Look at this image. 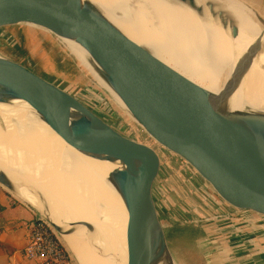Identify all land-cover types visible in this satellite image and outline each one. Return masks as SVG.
Returning <instances> with one entry per match:
<instances>
[{
	"label": "water",
	"instance_id": "water-1",
	"mask_svg": "<svg viewBox=\"0 0 264 264\" xmlns=\"http://www.w3.org/2000/svg\"><path fill=\"white\" fill-rule=\"evenodd\" d=\"M175 1L201 19L209 14L238 39L235 15L218 3ZM18 26L48 32L64 44L70 41L83 48L90 67L159 146L189 165L221 203L264 219V114L235 109L240 75L234 74L227 91L216 95L135 43L87 0H0V32ZM260 50L254 44L247 49L243 74ZM14 101L28 104L83 155L119 165L105 182L128 213L129 264H176L159 200V154L121 134L74 95L0 56V104ZM0 186L46 220L65 246L64 237L80 229L96 241L97 230L90 223H73L67 230L56 226L43 209L23 199L20 187L1 170ZM26 189L46 205L40 193Z\"/></svg>",
	"mask_w": 264,
	"mask_h": 264
},
{
	"label": "bare ground",
	"instance_id": "bare-ground-1",
	"mask_svg": "<svg viewBox=\"0 0 264 264\" xmlns=\"http://www.w3.org/2000/svg\"><path fill=\"white\" fill-rule=\"evenodd\" d=\"M131 40L199 86L223 95L234 74L242 77L234 95L235 109L264 114V28L238 0H210L235 15L239 37H231L219 22L199 18L175 0H87ZM204 4L208 0H198ZM175 37L188 60L153 43L156 37ZM261 49L243 74V55L250 45ZM68 47V46H67ZM93 78L127 110L119 97L89 65V55L79 45ZM69 52L84 63L77 50ZM202 64V68L199 67ZM207 72L208 74H205ZM118 164L91 159L77 151L23 102L0 104V170L21 189L23 199L43 209L56 226L70 229L78 222L97 230L98 248L85 229L64 237L78 264H129L128 213L117 193L105 181ZM26 188L40 193L43 207ZM42 207V208H41Z\"/></svg>",
	"mask_w": 264,
	"mask_h": 264
},
{
	"label": "rangeland",
	"instance_id": "rangeland-1",
	"mask_svg": "<svg viewBox=\"0 0 264 264\" xmlns=\"http://www.w3.org/2000/svg\"><path fill=\"white\" fill-rule=\"evenodd\" d=\"M153 41L179 59L188 60L175 37L166 35ZM57 40L48 32L18 26L0 32V56L17 62L77 97L124 136L154 149L161 158L163 216L170 236V249L176 264H211V248L200 246L204 240L198 217L209 210L205 203L219 201L198 174L179 157L159 146L127 113L112 94L93 78L76 43ZM77 50L85 64L68 50ZM202 68V64H199ZM205 74H208L205 72ZM210 213V211H209ZM181 214L182 218L178 217ZM204 215V214H203ZM203 224V223H202ZM73 257V256H72ZM74 264H78L73 257Z\"/></svg>",
	"mask_w": 264,
	"mask_h": 264
},
{
	"label": "crops",
	"instance_id": "crops-1",
	"mask_svg": "<svg viewBox=\"0 0 264 264\" xmlns=\"http://www.w3.org/2000/svg\"><path fill=\"white\" fill-rule=\"evenodd\" d=\"M238 1L257 25H264V0ZM162 198L160 195L163 206ZM205 206L209 210L204 215L198 213L204 235L200 246L211 248V264H264V219L212 199ZM38 217L35 210L0 186V264H42L24 255L31 226ZM178 217L182 218L181 214Z\"/></svg>",
	"mask_w": 264,
	"mask_h": 264
},
{
	"label": "built area",
	"instance_id": "built-area-1",
	"mask_svg": "<svg viewBox=\"0 0 264 264\" xmlns=\"http://www.w3.org/2000/svg\"><path fill=\"white\" fill-rule=\"evenodd\" d=\"M24 255L29 261L42 264H74L73 257L59 235L40 216L31 226Z\"/></svg>",
	"mask_w": 264,
	"mask_h": 264
}]
</instances>
